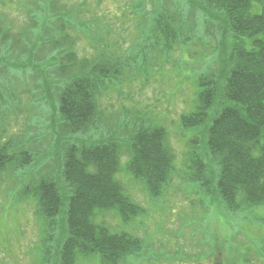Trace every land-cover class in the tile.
<instances>
[{"label":"rangeland","instance_id":"obj_1","mask_svg":"<svg viewBox=\"0 0 264 264\" xmlns=\"http://www.w3.org/2000/svg\"><path fill=\"white\" fill-rule=\"evenodd\" d=\"M25 1L0 0V14H6L13 24L11 35L20 38L17 32L26 30L23 35L29 41L22 40L28 49L33 42L37 47L38 35H45V30L28 32L31 23ZM60 1L75 15V21L90 24L89 30L77 27L70 31L75 58L70 70L60 74L53 65L65 62L53 47L43 52L25 50L22 57L12 60L10 38L7 51H0V56L8 58L0 63L4 71L1 74L0 70V144L14 139L16 151L29 149L34 154V161L22 170L13 166L0 170V264H40L45 221L36 200L18 194L28 182L46 173L58 178L69 142L85 138L89 144L109 135L124 139L125 133L148 124L161 125L169 132L177 169L172 185L152 196L146 186L123 176L120 179L128 194L147 213L129 224L113 213L103 214L97 221L144 243V249L129 257L127 264H264V206L229 212L219 198L213 201L187 179L188 157L203 151L206 135L204 127L185 128L181 116L197 110V80L212 66L219 43L216 22L211 19L213 25L206 24L205 4L199 1L200 7L195 8L182 4L186 27H193L188 29L194 38L190 36L188 47L167 53L151 45L156 17L152 9L154 5L169 6L171 0H138L147 3L143 10H136L133 0ZM45 17L54 26L51 21L56 20L47 13ZM41 19L36 21L41 24ZM94 66L103 69L98 76L104 80L96 97L99 129L83 137L64 135L63 124H58L59 92L70 75L82 67L88 73ZM83 264L101 261L94 257Z\"/></svg>","mask_w":264,"mask_h":264},{"label":"trees","instance_id":"obj_2","mask_svg":"<svg viewBox=\"0 0 264 264\" xmlns=\"http://www.w3.org/2000/svg\"><path fill=\"white\" fill-rule=\"evenodd\" d=\"M133 1L136 10L148 7ZM199 1L207 7L203 10L209 16L206 24L212 26V20L217 24L219 43L212 66L197 80V110L181 116L185 128L204 127L206 135L203 151L188 157L187 179L213 201L219 198L227 211L238 213L264 206V0H171L169 6L154 5L153 49L173 53L177 47L190 45L194 37L188 28L193 27H186L182 4L195 8L200 7ZM24 7L31 23L28 32L40 29L45 35L36 33L37 47L33 42L26 49L22 40L29 41L23 35L26 30L17 32L20 38L11 35L13 24L0 14V51L10 38L12 60L22 57L25 50L43 52L53 47L65 61L53 65L60 74L70 70L75 65L70 31L89 30L90 24L75 21L60 0H26ZM46 13L56 20L51 21L54 26L48 25ZM3 57L0 63L8 60ZM81 69L68 77L59 92L58 124H63L64 135L83 137L99 129V68L94 66L88 73ZM110 73L108 69L105 75ZM123 138L109 135L89 144L85 138L69 142L58 178L46 173L19 191L20 197L36 200L45 221L40 264H83L94 257L101 264H127L129 257L144 249L139 237L113 232L98 224V217L113 213L129 224L146 214L147 208L133 200L121 179L127 176L146 186L152 196L161 195L177 172L176 155L169 132L161 125H141ZM17 145L14 139L0 144V170L7 166L22 170L34 161L29 149L16 151ZM122 171L124 175L118 177Z\"/></svg>","mask_w":264,"mask_h":264}]
</instances>
